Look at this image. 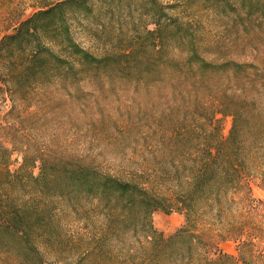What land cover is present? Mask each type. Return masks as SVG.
Instances as JSON below:
<instances>
[{
    "label": "trees",
    "instance_id": "obj_1",
    "mask_svg": "<svg viewBox=\"0 0 264 264\" xmlns=\"http://www.w3.org/2000/svg\"><path fill=\"white\" fill-rule=\"evenodd\" d=\"M0 92V264L264 257V0L43 1L0 36Z\"/></svg>",
    "mask_w": 264,
    "mask_h": 264
},
{
    "label": "rangeland",
    "instance_id": "obj_2",
    "mask_svg": "<svg viewBox=\"0 0 264 264\" xmlns=\"http://www.w3.org/2000/svg\"><path fill=\"white\" fill-rule=\"evenodd\" d=\"M46 0H0V36L4 33L14 30L16 25L24 18L32 14L38 9L41 3ZM166 1V0H163ZM170 13H177V10H169ZM182 14H187L186 11H181ZM180 12V13H181ZM188 13L198 15L204 21V26L207 31L214 32L216 25L214 22V16L210 12L198 7V4L193 6V9ZM97 14V12L95 13ZM82 21L74 25V31L78 39L86 47L96 49L100 46L99 39L94 35V30L99 29L97 27L99 18L91 16L81 17ZM114 23V22H112ZM151 27V25H150ZM108 32H112V28ZM10 101L6 93L0 92V122H2L3 114L8 109ZM221 133L223 136L227 135L231 125V116H221ZM21 160V156L18 153H14L10 164L11 169H16ZM38 171L34 168V172ZM254 194L257 197L264 198V190L254 187ZM153 221L155 226L163 231L164 234H169L176 228L180 227L184 223V216L177 212L165 213L157 210L153 214ZM217 239V238H216ZM236 243L233 240H220L219 246L225 251L231 249L232 245ZM237 253V250L235 254ZM252 264H264V257L254 258Z\"/></svg>",
    "mask_w": 264,
    "mask_h": 264
},
{
    "label": "crops",
    "instance_id": "obj_3",
    "mask_svg": "<svg viewBox=\"0 0 264 264\" xmlns=\"http://www.w3.org/2000/svg\"><path fill=\"white\" fill-rule=\"evenodd\" d=\"M225 251H226V250H225ZM226 252H229V253H233V254H235V252H236L235 244L232 245L231 249L227 250Z\"/></svg>",
    "mask_w": 264,
    "mask_h": 264
}]
</instances>
